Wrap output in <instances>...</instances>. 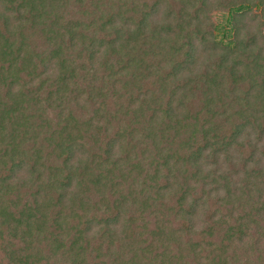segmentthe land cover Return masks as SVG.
Segmentation results:
<instances>
[{
  "label": "trees",
  "instance_id": "obj_1",
  "mask_svg": "<svg viewBox=\"0 0 264 264\" xmlns=\"http://www.w3.org/2000/svg\"><path fill=\"white\" fill-rule=\"evenodd\" d=\"M263 27L0 0V264H264Z\"/></svg>",
  "mask_w": 264,
  "mask_h": 264
},
{
  "label": "rangeland",
  "instance_id": "obj_2",
  "mask_svg": "<svg viewBox=\"0 0 264 264\" xmlns=\"http://www.w3.org/2000/svg\"><path fill=\"white\" fill-rule=\"evenodd\" d=\"M227 0H209V2L211 3V6H216L218 8H222L224 2ZM257 13H259V10L256 11ZM225 16H226V12L223 9H217L216 12H211L210 14V19L214 24H224V20H225ZM251 24V31H255L258 28V21H254L251 22H245L244 25H250ZM245 26L242 27V34L245 35L246 32H248V30L246 28H244ZM263 31H264V27H263Z\"/></svg>",
  "mask_w": 264,
  "mask_h": 264
}]
</instances>
